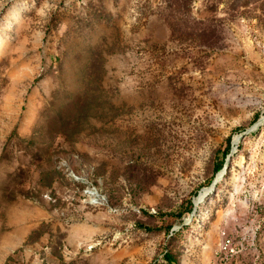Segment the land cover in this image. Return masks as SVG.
<instances>
[{"label": "rangeland", "instance_id": "1", "mask_svg": "<svg viewBox=\"0 0 264 264\" xmlns=\"http://www.w3.org/2000/svg\"><path fill=\"white\" fill-rule=\"evenodd\" d=\"M263 118L264 0H0V264H264Z\"/></svg>", "mask_w": 264, "mask_h": 264}, {"label": "bare ground", "instance_id": "2", "mask_svg": "<svg viewBox=\"0 0 264 264\" xmlns=\"http://www.w3.org/2000/svg\"><path fill=\"white\" fill-rule=\"evenodd\" d=\"M173 114V113H172ZM174 120V119H173ZM166 121V120H165ZM264 122V118H263ZM175 123V122H174ZM180 123V122H179ZM176 124V123H175ZM161 127V126H160ZM171 127V126H170ZM158 130V129H157ZM169 131V130H168ZM159 132V131H158ZM157 133V132H156ZM153 134V133H152ZM175 134V133H174ZM160 136V135H159ZM168 136V135H167ZM170 138V136H169ZM154 140V139H153ZM157 141V140H156ZM225 174L224 171H221L216 178V184L212 188H208L203 190L199 196L195 199V207L199 208L214 192L215 188L219 185V183L224 179Z\"/></svg>", "mask_w": 264, "mask_h": 264}, {"label": "trees", "instance_id": "3", "mask_svg": "<svg viewBox=\"0 0 264 264\" xmlns=\"http://www.w3.org/2000/svg\"><path fill=\"white\" fill-rule=\"evenodd\" d=\"M230 148H231V141L229 142V146H228L227 151H225L223 153V156H224L223 159L221 160L220 164L217 167L218 172L223 170V168L226 164L227 156L229 155V152H230ZM189 206H190V208L188 210V213H192L194 210V204L191 202ZM166 262H167V264H179L178 259L171 252L166 255Z\"/></svg>", "mask_w": 264, "mask_h": 264}, {"label": "water", "instance_id": "4", "mask_svg": "<svg viewBox=\"0 0 264 264\" xmlns=\"http://www.w3.org/2000/svg\"><path fill=\"white\" fill-rule=\"evenodd\" d=\"M263 123V120H260L254 127H253V129H256V128H258L261 124ZM226 169H227V165L225 164V166H224V174L226 173ZM215 184H216V182L214 181V183L212 184V186L214 187L215 186ZM195 204V203H194Z\"/></svg>", "mask_w": 264, "mask_h": 264}]
</instances>
